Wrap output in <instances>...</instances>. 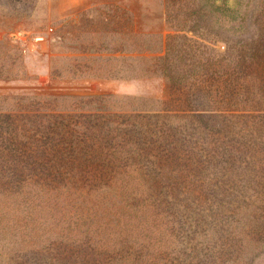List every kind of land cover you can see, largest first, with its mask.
<instances>
[{
	"label": "rangeland",
	"instance_id": "obj_1",
	"mask_svg": "<svg viewBox=\"0 0 264 264\" xmlns=\"http://www.w3.org/2000/svg\"><path fill=\"white\" fill-rule=\"evenodd\" d=\"M197 1L0 0V67L12 74L0 79V108L37 95L66 115L55 118L59 126L129 134L124 145L112 142V156L40 171V184L30 171L0 168V264H69L64 245L80 242L89 224L95 252L107 253L86 263L74 252V264H264V64L237 75L233 99L217 87L226 76L202 75L195 92L193 76L173 86L143 71L171 34L195 41L193 52L207 49L202 60L218 57L224 40L237 42L240 55L257 36L264 41V0H244L219 29L212 17L187 15ZM220 108L238 112L211 116ZM147 123L170 128L177 152L140 136ZM60 130H47L45 141L55 143ZM152 187L158 217L148 202L136 204Z\"/></svg>",
	"mask_w": 264,
	"mask_h": 264
},
{
	"label": "trees",
	"instance_id": "obj_2",
	"mask_svg": "<svg viewBox=\"0 0 264 264\" xmlns=\"http://www.w3.org/2000/svg\"><path fill=\"white\" fill-rule=\"evenodd\" d=\"M243 3L244 0H199L197 4L191 6L187 15L189 17L194 16L191 17L194 21H206V18L212 17L215 19L214 25H217L219 29L221 27L219 26L220 22V24L226 26L229 20H236L238 18L240 7ZM196 25L198 26L199 24ZM193 31H196L195 28ZM155 35L157 34H152V36ZM179 37L184 38L186 46H180L181 43L177 41ZM224 41L226 43L225 50L220 53L218 52V57H216L217 54L216 56H212L209 53L210 55L202 60L201 58L197 59V57L206 56L207 49L202 52L196 49L193 52L195 41L192 44H188L186 35H168L164 46L161 50H158L160 53L146 59V68H143V71L148 76H163L173 86L183 85L185 79L193 76L195 80L193 85L195 88L192 85L190 88H193L195 92L204 88L201 86L204 83V80L201 79L202 75L211 73V75L215 76V79L226 76L217 87L227 89L229 94L218 88L220 93L222 92L225 97L230 96L231 99L239 98L236 89L238 87L236 83L237 75L245 70L253 73L257 67L260 68V65L264 64V41L258 39L257 36L256 39L252 40L246 46V54L243 55L239 53L240 49L238 50L237 48V42ZM201 46L207 48L205 44H199L198 47ZM148 51L154 50L148 49ZM131 66V64L127 65V70H132ZM11 76L12 74L9 73L8 67L2 64L0 67V79H8ZM113 76L115 75L113 74ZM129 77L131 75L127 74V78ZM2 98L4 102L7 101V97ZM13 99L17 100V103L13 107L0 108V117L2 118L0 122V168H2V171L9 168L19 174L25 173L26 170L28 172L30 171L32 173L30 177L36 176L38 179L39 182L37 184H40L41 181L44 182L45 179L40 180V176H38L40 171L45 174H51L53 170L59 171L60 167L68 166L75 168V165H78L82 158L90 160L101 155L104 158L112 156L116 149V144L112 142L120 139L124 145L123 141L129 135L127 129L117 128L115 126L109 127L101 124L88 126L61 124L64 126H59V123L55 122L57 121L55 118H63L66 115L53 113V108L45 105L42 102V97L37 95H19L14 96ZM202 112L205 111H199L195 116L201 119L200 117H203L201 116ZM237 112L231 108H220L212 110L211 116L214 118H226L231 117V114H237ZM57 128L63 129L58 133L60 138L55 143L49 144L44 139L48 138L45 133H47V130L49 133L54 132ZM140 129L138 134L140 136L146 135V140L148 139L153 145L156 143L165 146L168 145L169 151L173 149L174 153L177 152L178 144H174V134L170 128L164 129L159 127V130L156 129L154 131L151 125L147 123ZM133 131L137 132L136 129ZM153 133H155L154 136ZM115 161H118V159L115 158ZM108 187L110 188V186ZM53 188L51 187L49 190L48 187V191L55 193L56 190ZM39 189L43 191L47 187L42 184ZM153 191L154 187L148 188L147 192L136 194L137 196L139 195L138 198L143 197V199L136 200V204H139L140 201L148 202V205H151L149 213L154 217H158L162 211H157L159 206L155 202L157 196ZM31 192L32 190H29L27 194L30 195ZM85 192L89 194L91 190L87 189ZM122 243H125V241L123 240ZM66 244L63 249L68 250L67 263L69 264H74L71 260L73 257L72 253L74 252H79L82 255L79 257L86 263L89 262V259H94V256H100L102 258V255L107 253L105 251L95 252L96 249L94 248L99 244V241L92 233V230H90V224L85 237L80 242H73V247L67 241ZM124 245L122 244L120 246ZM52 248L55 249L56 245H53ZM104 256L107 258L106 256L108 254Z\"/></svg>",
	"mask_w": 264,
	"mask_h": 264
},
{
	"label": "built area",
	"instance_id": "obj_3",
	"mask_svg": "<svg viewBox=\"0 0 264 264\" xmlns=\"http://www.w3.org/2000/svg\"><path fill=\"white\" fill-rule=\"evenodd\" d=\"M37 39H41V37H38Z\"/></svg>",
	"mask_w": 264,
	"mask_h": 264
}]
</instances>
